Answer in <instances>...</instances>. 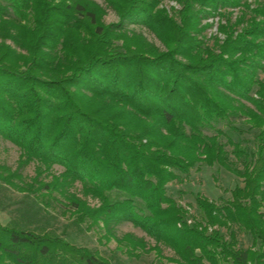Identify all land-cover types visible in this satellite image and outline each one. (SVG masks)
Returning a JSON list of instances; mask_svg holds the SVG:
<instances>
[{
	"label": "trees",
	"instance_id": "1",
	"mask_svg": "<svg viewBox=\"0 0 264 264\" xmlns=\"http://www.w3.org/2000/svg\"><path fill=\"white\" fill-rule=\"evenodd\" d=\"M106 1L118 24L102 23L89 0H0V29L16 30L4 37L26 51L7 46L0 55V136L21 150V166L65 168L35 181L68 199L78 221L132 222L183 264H264V0H176L175 16L163 0ZM215 17L208 44L203 21ZM128 22L148 27L165 49ZM234 117L262 130L257 152L229 138L246 156L243 172L229 164L223 133H205ZM200 163L225 167L244 185L223 204L198 195L201 216L189 223L167 185ZM15 176L0 173L17 187ZM77 180L100 206L68 191ZM232 226L251 235L249 248L238 247ZM109 262L52 233L0 223V264Z\"/></svg>",
	"mask_w": 264,
	"mask_h": 264
},
{
	"label": "rangeland",
	"instance_id": "2",
	"mask_svg": "<svg viewBox=\"0 0 264 264\" xmlns=\"http://www.w3.org/2000/svg\"><path fill=\"white\" fill-rule=\"evenodd\" d=\"M98 5L103 10L101 21L105 25L119 23V17L106 0H89ZM253 0H250L252 2ZM164 6L170 15L175 16L176 10L180 8L176 0H163ZM239 14L238 9L234 10V17ZM13 18V16H12ZM220 19L219 17L209 18L203 21V24L209 23L211 27L205 33V41L208 44L213 43V35L218 33ZM131 33L142 34L150 43L164 50L165 47L157 35L143 24L129 23L125 27ZM16 33L12 27L6 31L0 29V55L7 52L6 47L11 51L22 53L26 51L14 43L12 39L4 36L9 33ZM221 39L224 36L218 35ZM264 78V75H261ZM245 105L253 108L250 103ZM223 133L221 140L225 143L228 154V162L231 167L237 171L243 172L245 155L239 159L234 153L235 146L228 142L229 138L238 142L245 151L257 152L262 141L259 139L261 129L252 128L251 124L242 117H234L231 120L223 121L214 125V128L207 129V135H216ZM21 150L0 136V166L8 168L10 171L0 170L2 176L16 174L20 177H11L12 182L17 187L6 182L4 177H0V223L3 225H18L25 230L35 232H49L60 236L66 241L80 247H85L105 257L111 264H183L175 250L163 242H158L155 238L149 236L140 227L129 221L112 222L108 227L102 222L92 223L86 216L83 221H78V215L75 207L69 200L64 198L58 192L52 195L46 191L39 190V183L42 181L48 183L52 181L53 176H59L65 168L59 165H53L50 169L42 168L38 174L37 164L35 162L21 166ZM250 159V158H249ZM251 160V159H250ZM4 171V172H3ZM4 174V175H3ZM38 174V176H37ZM179 179L171 181L167 185L169 195H171L178 204L182 205L188 211L187 220L193 223L200 218V212L197 207L196 197L201 195L218 204H223L231 198V192L236 186H243V178L229 169L219 166H208L203 163L192 168L187 173H178ZM35 179H37L35 181ZM34 190H31V186ZM23 188V190H21ZM71 194L86 202L90 208L94 209L100 206L101 201L84 192L80 181L73 182L67 187ZM264 212V208L262 209ZM237 237L239 248L247 249L251 246L252 237L247 232L240 230L237 226H232ZM212 230V227L210 228ZM221 231L225 237H229L231 230L223 227ZM126 236L136 242L133 247ZM125 237V238H124ZM121 239V240H119ZM138 240L144 242L141 246ZM129 250V252H128Z\"/></svg>",
	"mask_w": 264,
	"mask_h": 264
}]
</instances>
